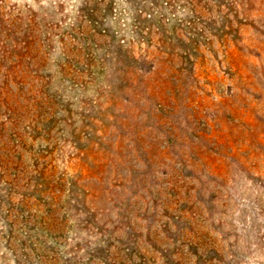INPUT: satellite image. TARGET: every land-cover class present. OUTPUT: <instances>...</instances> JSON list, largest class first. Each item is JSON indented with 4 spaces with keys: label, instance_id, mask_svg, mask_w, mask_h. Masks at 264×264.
I'll return each mask as SVG.
<instances>
[{
    "label": "rangeland",
    "instance_id": "rangeland-1",
    "mask_svg": "<svg viewBox=\"0 0 264 264\" xmlns=\"http://www.w3.org/2000/svg\"><path fill=\"white\" fill-rule=\"evenodd\" d=\"M0 264H264V0H0Z\"/></svg>",
    "mask_w": 264,
    "mask_h": 264
}]
</instances>
